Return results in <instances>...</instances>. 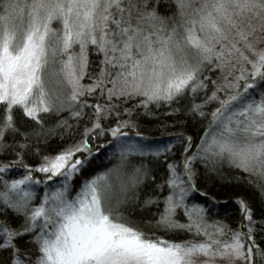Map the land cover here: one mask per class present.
<instances>
[{"label":"snow or ice","instance_id":"obj_1","mask_svg":"<svg viewBox=\"0 0 264 264\" xmlns=\"http://www.w3.org/2000/svg\"><path fill=\"white\" fill-rule=\"evenodd\" d=\"M90 52L100 56L99 71L82 84ZM214 70V79L204 75ZM257 80L264 86V0H0V153L15 156L0 172L39 158L3 181L0 264H264ZM213 102L205 133L215 131L195 149L193 136L175 134L176 159L168 158L176 145H153L136 130L134 117L155 115L152 105L195 120ZM104 136L116 163L90 172ZM161 161L166 174L157 182ZM196 162L221 175L226 162L259 178L253 200L235 197V228L209 223L190 202Z\"/></svg>","mask_w":264,"mask_h":264},{"label":"trees","instance_id":"obj_2","mask_svg":"<svg viewBox=\"0 0 264 264\" xmlns=\"http://www.w3.org/2000/svg\"><path fill=\"white\" fill-rule=\"evenodd\" d=\"M95 53L89 54V66L87 68L86 79H91L95 73L99 70V60H97ZM213 75V73H209ZM259 91H264V86H260L259 81ZM207 91H211V87ZM204 92L201 91L196 96V102L198 103L201 98H203ZM258 96V93H256ZM191 102V98L189 100ZM130 103V102H129ZM126 106H129L126 104ZM209 105L206 106V108ZM155 115H139L138 117H134L137 119L139 127L136 129L143 133V138L146 142L152 143H173L177 146L175 156L170 155L169 159H176L179 156V145L182 141H178L175 139V134L177 133H185L187 135L193 136L194 140L192 143V149H195L196 144L200 142V136L205 134V128L208 126V115L203 117H196L193 120L190 116L185 119L183 116L179 117H170L163 115L164 112L167 111L166 107H161L159 109L156 108L155 105L151 106ZM206 110V109H205ZM207 111V110H206ZM62 115H67V112L62 113ZM173 120L176 122L173 123ZM54 122V121H53ZM71 123V121H69ZM83 122H81V128H83ZM102 141H110L111 139L106 136L99 137ZM134 139H140L139 137H133ZM55 142H53L54 144ZM103 146L100 148L99 153L94 154V158L91 159V164L89 167V171H98L102 170L105 167H110L112 164H115L116 161L112 159L110 156L111 150L108 146ZM114 147V145H113ZM15 160V156L12 154H4L0 153V164L2 163H11V161ZM39 162V158L36 156H27L24 157L22 163H18L17 165L12 166L8 170L4 172H0V176H5L7 180L18 178L19 176L24 174V169L22 164H30L35 166ZM156 169L155 177L157 182L159 181L162 175L166 174L164 163L157 162L153 165ZM194 167H196L199 171V176L197 178L196 187L198 191L190 194V202L199 203L205 208L206 218L209 223L213 221H223L231 228H235L236 224L240 220V213L238 210V206L235 202V197L242 196L246 199L253 200L254 196L257 195V188L253 186V183L249 184L250 176L245 174V172L240 169H235L230 167L226 162L219 164L218 167L220 169V173L209 172L205 169L203 164L196 162ZM41 178L42 174L34 173V178ZM233 177H242L243 179L240 181L232 179ZM252 182V181H251ZM52 184L51 181L48 182ZM2 186H0V190H2ZM45 185L41 183L39 186H33L32 191L35 193L34 203H38L39 196L43 195L41 193L44 192ZM143 197H141L142 199ZM253 208L255 210V215L253 219H259L262 213V209L258 200H255L253 203ZM2 207V206H0ZM160 209L163 208V204L161 203L158 206ZM151 211H157V206H151ZM10 212V210H9ZM2 219V218H0ZM9 219H13L11 215H9ZM15 222V221H13ZM181 238H187V234ZM199 238V237H197Z\"/></svg>","mask_w":264,"mask_h":264},{"label":"rangeland","instance_id":"obj_3","mask_svg":"<svg viewBox=\"0 0 264 264\" xmlns=\"http://www.w3.org/2000/svg\"><path fill=\"white\" fill-rule=\"evenodd\" d=\"M96 58H97V60H99V63H100V56H99V55H96ZM98 71H99V70H98ZM98 71H97V72H98ZM215 71H216V70L213 71V75H210V74L207 73V72H205L204 75H209V76H211V77L214 79V78H215ZM95 74H96V73H95ZM95 74H94V76H95ZM94 76H93L92 78H94ZM92 78H91V79H86L85 77H83L82 80H81V83H82V84H90V83L92 82ZM258 86H259V80H257V86H256V88H255V93H258V96H257V95L254 96V98H256V99L259 98V93H260ZM96 91L98 92L99 90H96ZM226 91H227V90H226ZM218 95H220L221 98H223V94H222V93H218ZM86 98L89 99V100H91L93 103L96 102L95 97H86ZM125 106H126V104H125ZM217 106H218V104H217L216 102H213V103L209 104V106L206 108L207 112L209 113V115H208V123H209V124H210V121H211L210 112H211V110H212L213 108H215V107H217ZM110 123H111V122H106V123H105V127L110 126ZM209 124H208L207 128L209 127ZM213 131H215L214 128L210 129L207 133H205V134H203V135H207V136L210 137V136L212 135V132H213ZM106 137H107V138L109 137V138L111 139L110 136H106ZM94 143H95L97 146L103 144L104 146L106 145V146L108 147V144L105 143V141H102L101 138L99 139V137L97 138V140H96ZM155 144H159V143H153V145H155ZM107 147H106V148H107ZM110 149H111V148H110ZM109 151H112V149L109 150ZM245 174L248 175V177L250 176V180L252 181L253 186H256V183H257V181H258L259 178L256 177V176H252V175H250V174H248V173H245ZM35 186H37V185H34V187H35ZM38 186H39V185H38ZM41 194H44V192L41 193ZM40 196H41V195H40ZM38 202H39V201H38ZM217 264H224V262H223V261H220V260H217Z\"/></svg>","mask_w":264,"mask_h":264},{"label":"bare ground","instance_id":"obj_4","mask_svg":"<svg viewBox=\"0 0 264 264\" xmlns=\"http://www.w3.org/2000/svg\"><path fill=\"white\" fill-rule=\"evenodd\" d=\"M4 180H7L6 178H5V176H0V186H2V188H3V181Z\"/></svg>","mask_w":264,"mask_h":264}]
</instances>
